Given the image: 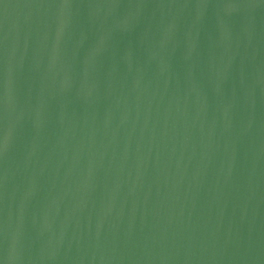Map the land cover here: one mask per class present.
<instances>
[{"label": "water", "instance_id": "95a60500", "mask_svg": "<svg viewBox=\"0 0 264 264\" xmlns=\"http://www.w3.org/2000/svg\"><path fill=\"white\" fill-rule=\"evenodd\" d=\"M0 264H264V0H0Z\"/></svg>", "mask_w": 264, "mask_h": 264}]
</instances>
